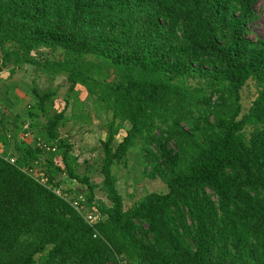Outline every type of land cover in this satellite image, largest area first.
<instances>
[{
	"label": "trees",
	"instance_id": "trees-1",
	"mask_svg": "<svg viewBox=\"0 0 264 264\" xmlns=\"http://www.w3.org/2000/svg\"><path fill=\"white\" fill-rule=\"evenodd\" d=\"M257 1L0 0L5 70L36 65L69 83L62 110L58 91L33 85L13 131L12 108L1 111L0 264H264V37L247 36ZM251 80L259 94L243 115ZM88 100L108 119L101 183L79 173L61 132L71 106L93 123ZM138 148L168 190L127 204L115 169ZM65 176L86 194H62Z\"/></svg>",
	"mask_w": 264,
	"mask_h": 264
},
{
	"label": "rangeland",
	"instance_id": "rangeland-1",
	"mask_svg": "<svg viewBox=\"0 0 264 264\" xmlns=\"http://www.w3.org/2000/svg\"><path fill=\"white\" fill-rule=\"evenodd\" d=\"M255 11L257 18L249 26L248 38L256 41L260 37H264V0H258L255 5ZM35 56H39L44 59H59L62 57L60 51L53 52L50 49L42 48L39 51L34 52ZM12 68V67H11ZM10 67L4 72L0 73V115L1 111L5 108H12L7 114L6 129L13 131L14 123L20 126L21 121L32 103L30 90L34 86H40L43 90L53 89L58 91V108L62 110L64 107V101L66 99L67 92L69 90V83L66 76L59 75L51 77L50 74L45 72L41 67L36 65H26L19 68L17 72L10 76ZM259 94V87L254 80L248 82L242 91V104L243 115L246 114L255 99ZM16 105L13 107V103ZM11 101V102H10ZM7 104V107L4 105ZM85 111L90 110L93 113V123L89 122L80 123L77 119H73L72 106L67 112L69 121L61 129L64 137H68L70 142L74 146V154L78 156L80 161L79 173L81 175H89L92 178L93 183H101L103 175L101 174V165L103 158V144L106 139V131L103 125L108 122L107 117L104 115H95L94 100H88L85 102ZM5 107V108H4ZM80 112V109L77 113ZM85 112H83L84 114ZM129 127V126H128ZM128 127L123 130L118 136V140L122 141L127 135ZM24 132L19 135L21 138H25V144L33 147L35 144L31 135ZM13 139V137H11ZM1 151V149H0ZM143 155L140 149L133 150L126 161L117 165L115 172L120 177L118 188L120 193L124 196L127 204L137 202L147 194L151 192L164 193L167 192V186L160 180H152L146 177L144 171L146 169L145 162H143ZM43 164L35 166L33 174L39 175ZM65 189H61V193L65 192L68 198H77L80 194H86L87 185H84L77 181H72L65 176ZM97 198L101 201H108L106 194L99 188L97 189ZM85 197V196H83Z\"/></svg>",
	"mask_w": 264,
	"mask_h": 264
},
{
	"label": "water",
	"instance_id": "water-1",
	"mask_svg": "<svg viewBox=\"0 0 264 264\" xmlns=\"http://www.w3.org/2000/svg\"><path fill=\"white\" fill-rule=\"evenodd\" d=\"M5 71V68L3 67L2 65V58L0 56V73L4 72Z\"/></svg>",
	"mask_w": 264,
	"mask_h": 264
},
{
	"label": "built area",
	"instance_id": "built-area-1",
	"mask_svg": "<svg viewBox=\"0 0 264 264\" xmlns=\"http://www.w3.org/2000/svg\"><path fill=\"white\" fill-rule=\"evenodd\" d=\"M13 162L15 161V160H12Z\"/></svg>",
	"mask_w": 264,
	"mask_h": 264
}]
</instances>
